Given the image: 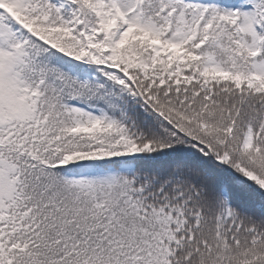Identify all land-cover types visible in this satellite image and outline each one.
<instances>
[{
	"label": "snow or ice",
	"instance_id": "6c2138e0",
	"mask_svg": "<svg viewBox=\"0 0 264 264\" xmlns=\"http://www.w3.org/2000/svg\"><path fill=\"white\" fill-rule=\"evenodd\" d=\"M0 264H264V0H0Z\"/></svg>",
	"mask_w": 264,
	"mask_h": 264
}]
</instances>
